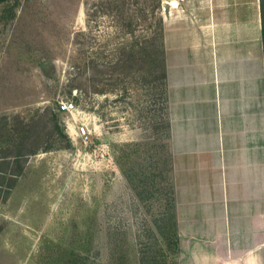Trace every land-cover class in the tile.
Here are the masks:
<instances>
[{"label": "rangeland", "instance_id": "obj_1", "mask_svg": "<svg viewBox=\"0 0 264 264\" xmlns=\"http://www.w3.org/2000/svg\"><path fill=\"white\" fill-rule=\"evenodd\" d=\"M174 1L162 0V16ZM95 2L20 0L14 18L0 17V158L7 116L30 118L37 108L57 110L71 140L69 148L30 156L9 197L0 196V264H66L72 252L92 264H140L136 236L144 214L114 159L116 144L148 135L136 102L67 92L76 32L88 33L87 55L114 36L113 21ZM63 100L77 110L60 112ZM82 123L88 142L74 133Z\"/></svg>", "mask_w": 264, "mask_h": 264}, {"label": "crops", "instance_id": "obj_2", "mask_svg": "<svg viewBox=\"0 0 264 264\" xmlns=\"http://www.w3.org/2000/svg\"><path fill=\"white\" fill-rule=\"evenodd\" d=\"M173 4L163 37L180 264H264L260 0ZM6 168L0 158L2 197Z\"/></svg>", "mask_w": 264, "mask_h": 264}, {"label": "trees", "instance_id": "obj_3", "mask_svg": "<svg viewBox=\"0 0 264 264\" xmlns=\"http://www.w3.org/2000/svg\"><path fill=\"white\" fill-rule=\"evenodd\" d=\"M19 2L0 0L3 21L15 17ZM161 2H95L97 12L102 10L113 21L114 36L106 40L103 49L87 55L84 44L88 33L76 32L74 43L80 46L72 59L67 84L71 95L74 89H81L92 94H114L117 100L129 96L136 102V120L145 126L148 135L142 140L116 144L114 159L144 214L136 236L140 264H180ZM260 10L264 51V0H260ZM87 14L90 15L89 9ZM74 99L79 102V96ZM6 124L1 157L10 182L4 200L25 174L30 156L71 146L59 112L52 107L37 108L30 118L7 116ZM66 264L92 263L86 256L72 252Z\"/></svg>", "mask_w": 264, "mask_h": 264}, {"label": "built area", "instance_id": "obj_4", "mask_svg": "<svg viewBox=\"0 0 264 264\" xmlns=\"http://www.w3.org/2000/svg\"><path fill=\"white\" fill-rule=\"evenodd\" d=\"M58 110L63 113L73 114L74 111L77 110V107L73 101L63 100L60 102L58 106ZM74 133H75V136L81 138L82 140L86 142H88V140L90 139V130L88 126L84 123H82L81 125H78Z\"/></svg>", "mask_w": 264, "mask_h": 264}]
</instances>
